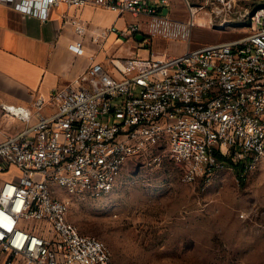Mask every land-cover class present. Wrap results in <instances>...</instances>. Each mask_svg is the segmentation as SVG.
I'll list each match as a JSON object with an SVG mask.
<instances>
[{
    "label": "built area",
    "instance_id": "2783aa9c",
    "mask_svg": "<svg viewBox=\"0 0 264 264\" xmlns=\"http://www.w3.org/2000/svg\"><path fill=\"white\" fill-rule=\"evenodd\" d=\"M159 1L0 0L43 21L53 7L94 3L129 16L123 29L108 27L103 36L115 32L136 39L143 34L144 40L136 41L146 48L156 38L187 44L176 54L110 57L113 71L92 55L78 79L38 96L31 107L0 103V116L24 124L0 142V174L12 167L19 171L0 177L3 264H114L102 240L69 220L70 199L60 191L104 196L131 160L155 149L164 148L186 183L225 165L218 154L244 164L241 180L263 158L264 5L215 0L222 5L220 14L226 12L219 28L233 21L227 8L234 3L247 31L191 48L199 8L184 0L189 16L182 20L163 14L170 0ZM72 24L77 33H87L80 19ZM70 48L84 53L81 45Z\"/></svg>",
    "mask_w": 264,
    "mask_h": 264
},
{
    "label": "rangeland",
    "instance_id": "374dc122",
    "mask_svg": "<svg viewBox=\"0 0 264 264\" xmlns=\"http://www.w3.org/2000/svg\"><path fill=\"white\" fill-rule=\"evenodd\" d=\"M190 1L204 23L196 24L191 48L247 31L234 3L227 8L233 21L219 28L226 13L220 14L222 5ZM174 2L176 8L184 7V0ZM251 4L256 8L264 0ZM121 40L109 44L108 58L128 53L129 39ZM155 45L171 52L185 48L170 41ZM135 54L148 58L149 50L140 46ZM181 174L160 147L131 160L114 190L104 196L67 191L60 196L70 199L69 220L80 232L102 240L114 264H264V156L244 180L227 164L194 183L183 182Z\"/></svg>",
    "mask_w": 264,
    "mask_h": 264
},
{
    "label": "crops",
    "instance_id": "0c3cea01",
    "mask_svg": "<svg viewBox=\"0 0 264 264\" xmlns=\"http://www.w3.org/2000/svg\"><path fill=\"white\" fill-rule=\"evenodd\" d=\"M159 5V0H148ZM175 0H170L162 8H168V14L177 19L188 17L184 7L176 8ZM163 11V10H162ZM128 15H118L98 4H88L82 8L60 5L53 7L50 16L43 21L34 16H25L12 6L0 3V103H13L31 107L38 96H48L52 89L74 82L90 66L91 56L102 62L105 69L113 71L108 58V46L122 41L115 32L103 36L106 28L115 26L123 29ZM80 19L87 27L86 34L75 31L72 20ZM203 23V22H201ZM204 24V23H203ZM99 35L95 40L93 37ZM169 43L156 38L148 47L149 55L154 53L176 54L167 48L159 49L156 42ZM128 53L116 58L136 56L135 50L140 47L136 39L128 40ZM71 44L81 45L83 54L75 53ZM199 43L195 45H201ZM191 46V41H190ZM135 49V50H134ZM24 124L14 118L0 116V142L4 137L22 128ZM19 173L16 167L0 174L1 178H11ZM3 264V259H0Z\"/></svg>",
    "mask_w": 264,
    "mask_h": 264
},
{
    "label": "trees",
    "instance_id": "16d2710c",
    "mask_svg": "<svg viewBox=\"0 0 264 264\" xmlns=\"http://www.w3.org/2000/svg\"><path fill=\"white\" fill-rule=\"evenodd\" d=\"M218 159L220 161H222L224 164H227V165L233 167V169L237 175H239L242 172V170L244 169L243 163H234L231 159H229V158H227L221 154H218Z\"/></svg>",
    "mask_w": 264,
    "mask_h": 264
},
{
    "label": "water",
    "instance_id": "95a60500",
    "mask_svg": "<svg viewBox=\"0 0 264 264\" xmlns=\"http://www.w3.org/2000/svg\"><path fill=\"white\" fill-rule=\"evenodd\" d=\"M163 14H164V15L168 14V8H164V9H163ZM135 38H136L138 41L142 42V41L144 40V35H143V34H136V35H135Z\"/></svg>",
    "mask_w": 264,
    "mask_h": 264
},
{
    "label": "bare ground",
    "instance_id": "6f19581e",
    "mask_svg": "<svg viewBox=\"0 0 264 264\" xmlns=\"http://www.w3.org/2000/svg\"><path fill=\"white\" fill-rule=\"evenodd\" d=\"M198 25H200V26H201V25H203V23H201V21H199V22H198Z\"/></svg>",
    "mask_w": 264,
    "mask_h": 264
}]
</instances>
